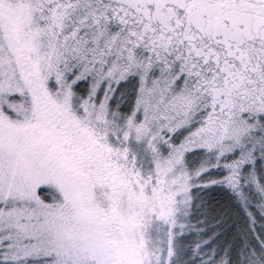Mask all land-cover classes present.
<instances>
[{
	"label": "snow or ice",
	"instance_id": "obj_1",
	"mask_svg": "<svg viewBox=\"0 0 264 264\" xmlns=\"http://www.w3.org/2000/svg\"><path fill=\"white\" fill-rule=\"evenodd\" d=\"M0 264H264V0H0Z\"/></svg>",
	"mask_w": 264,
	"mask_h": 264
}]
</instances>
